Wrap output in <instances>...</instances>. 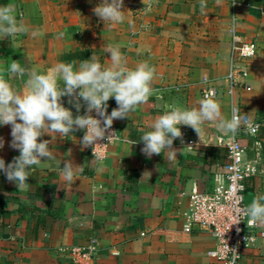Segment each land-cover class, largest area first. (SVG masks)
<instances>
[{"label": "crops", "instance_id": "0c3cea01", "mask_svg": "<svg viewBox=\"0 0 264 264\" xmlns=\"http://www.w3.org/2000/svg\"><path fill=\"white\" fill-rule=\"evenodd\" d=\"M8 3L15 4L18 20L44 35H20L15 47L10 38H0L4 69L12 59L41 72L61 61L75 62L76 67L93 54L107 66L108 46L120 44L129 67L147 59L157 75L156 94L129 118L114 120L120 138L106 158L97 160L83 147L79 141L84 130H77L70 137L57 134L54 141L47 134L40 138L52 141L55 159L29 170V189L20 191L0 171V264H83L63 248L86 246L92 238L99 242L94 264H224L208 255L216 247L211 232L183 230L192 189L211 190L226 174L227 153L216 144L224 133L206 122L200 141L191 127L180 125L183 136L173 142V160L166 152L147 157L140 137L170 106L198 107L205 97L204 76L217 89L212 99L220 103L222 116L231 118L226 76L233 16L236 30L258 44L235 103L241 114L264 122V0H206L204 13L200 0H124L122 23L104 22L95 15L93 9L102 0H0V5ZM146 6L151 8L147 13ZM141 23L150 29L132 36ZM59 32L65 33L63 39L56 38ZM0 75L8 78L6 71ZM10 82L23 89L21 80ZM62 100L74 115L85 114L82 100L79 113L69 97ZM116 107L110 98L107 111ZM184 134L196 141L193 148L181 143ZM0 138V158L7 165L19 155L10 147V125H0ZM241 139L247 157L258 165L257 175L246 181L250 204L264 195V132L256 138L242 133ZM67 160L82 168L72 182L59 174ZM242 264H264V238L245 250Z\"/></svg>", "mask_w": 264, "mask_h": 264}, {"label": "clouds", "instance_id": "9594fccd", "mask_svg": "<svg viewBox=\"0 0 264 264\" xmlns=\"http://www.w3.org/2000/svg\"><path fill=\"white\" fill-rule=\"evenodd\" d=\"M123 7L124 0H102L93 11L104 22L122 23L125 19ZM206 7V0H200L201 13L205 12ZM143 10L147 13L151 8L146 6ZM24 34L37 38L43 36L44 32L39 29L30 30L23 19L18 20L15 4L0 5V38L8 37L14 43L18 36ZM64 36V32H59L56 38L63 39ZM121 47L120 44L108 46L110 64L107 66L101 64L93 54L89 59L79 62L76 67L75 62L61 61L43 72L35 67L26 68L19 60L13 59L7 69L0 67V72L6 71L8 74V78L0 75V125L11 126L10 147L19 151V155L7 165L0 158V171L6 175L8 181L15 182L20 191L30 188L27 181L31 176L29 170L33 166H41L43 161L55 159V150L49 145L56 139L57 134L60 137H70L75 131L84 130L82 140L79 141L83 147L98 145L96 141L105 139L106 133L109 141L115 138V132H108L113 121L129 118L130 113L135 112L156 94L153 87L157 75L156 67L147 59L138 62L135 67H129ZM11 78L21 80L23 89L14 88ZM64 97H69L68 103L74 105L77 113L82 107V100L87 106L85 114L74 115L70 108L65 107L62 100ZM110 98L115 99L117 107L108 114ZM198 103L199 106L194 108L172 105L155 118L150 125L152 130L140 137L144 144L143 153L151 158L153 154L166 152L169 160L176 159L177 150L172 145L174 140L183 136L180 125L191 127L200 141L203 140V126L206 122L214 123L218 131L228 136L230 141L235 139L242 125H247L249 131H256L247 115H240L235 107L232 109L231 118H226L221 114L220 103L210 96H205ZM93 111L97 116L91 115ZM45 134L51 136L52 141L41 140ZM129 143L133 145L137 142ZM3 147L4 140L0 138V149ZM80 170L81 166L67 160L59 169V174L63 180L72 182ZM243 200L241 197L240 202ZM262 201L264 195L254 197L248 206L237 208L238 214L243 213L248 218L247 227L257 224L264 226ZM232 250V264H235L239 255Z\"/></svg>", "mask_w": 264, "mask_h": 264}, {"label": "built area", "instance_id": "2783aa9c", "mask_svg": "<svg viewBox=\"0 0 264 264\" xmlns=\"http://www.w3.org/2000/svg\"><path fill=\"white\" fill-rule=\"evenodd\" d=\"M149 29V24L141 23L138 29L133 31L132 36ZM257 52V42L240 34L236 30V18H233L229 70L226 76L231 110L234 107L238 109L235 103L236 91L245 84L249 75L247 62L256 56ZM202 82L205 85L204 96L216 97L217 89L210 78L204 76ZM110 113L111 111H108V114ZM239 114L243 115L240 111ZM91 115L97 116L94 111ZM247 118L252 126L256 127V131H249L247 125H242L234 140L230 141L225 134L217 137V146L224 148L227 153L226 174L211 190H201L194 187L189 193V205L184 213L183 230L192 232L194 229H203L211 232L216 239V247L210 250L208 255L213 260L224 264H232L234 254L232 249L239 255L235 264H242L245 250L251 247L258 238H264V229H260L259 224L247 227L248 218L243 213H237V208L247 206V179L256 176L258 173L256 161L247 157V148L242 142L241 135L245 133L255 138L259 137L263 126L260 121L252 120L249 116ZM108 132H115V138L108 141V133H106L105 139L96 141L98 145L88 147L90 153L92 155L94 153L93 156L97 160L106 158L109 148L120 138L119 129L114 121ZM181 143L193 148L196 141L188 139L187 135L184 134ZM241 197L244 198L242 203L240 202ZM238 221L240 222L237 223ZM63 251L71 254L76 261H81L83 264H94L99 254V242L96 238H92L86 246H66Z\"/></svg>", "mask_w": 264, "mask_h": 264}, {"label": "trees", "instance_id": "16d2710c", "mask_svg": "<svg viewBox=\"0 0 264 264\" xmlns=\"http://www.w3.org/2000/svg\"><path fill=\"white\" fill-rule=\"evenodd\" d=\"M261 132H264V122H263V126L261 128Z\"/></svg>", "mask_w": 264, "mask_h": 264}, {"label": "water", "instance_id": "95a60500", "mask_svg": "<svg viewBox=\"0 0 264 264\" xmlns=\"http://www.w3.org/2000/svg\"><path fill=\"white\" fill-rule=\"evenodd\" d=\"M249 198H250V197H248V198L246 199V202H248L247 204H249V200H250Z\"/></svg>", "mask_w": 264, "mask_h": 264}]
</instances>
